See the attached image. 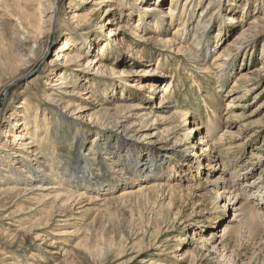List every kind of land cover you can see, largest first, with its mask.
Segmentation results:
<instances>
[{"label": "rangeland", "instance_id": "obj_1", "mask_svg": "<svg viewBox=\"0 0 264 264\" xmlns=\"http://www.w3.org/2000/svg\"><path fill=\"white\" fill-rule=\"evenodd\" d=\"M71 1L58 0L55 11L67 21L76 11L91 16L84 32H72L74 39L65 54L89 52L88 58L102 59V68L86 67L83 60L71 67L85 76L80 84L70 77L65 93L58 95L60 87L49 91L45 84L54 78L48 76L51 67L57 66L59 74L70 68L56 56L65 42L64 27L58 26L44 40L43 54L32 70L8 87L4 85L9 76L0 79V120H4L0 152L8 146L12 151L8 157L16 160L3 163L0 157V235H5L0 236V264H264V227L259 239L247 238V230L243 238L221 237L225 229L237 230L240 213L232 205L222 207V200L221 204L213 200L227 186L226 181H215L221 175L230 177L234 172L242 182L256 181L257 188L264 183V0H177V7L171 0H140V9L133 10L113 0L92 13L91 2L76 0L73 8ZM2 2L0 17H9L6 9L18 5L38 17L35 0ZM155 2L162 13L157 9L144 17L142 6ZM112 7L119 10L110 11ZM170 7L173 18L168 16ZM153 20L163 24L155 26ZM110 21L126 28L116 30ZM9 26L14 39L19 29L16 20ZM244 31H249L244 43L233 44ZM136 49L146 51L145 60L136 59L140 56ZM224 50L228 61L219 57ZM246 75L252 81L239 80ZM54 79L57 83L60 77ZM152 84L159 90L152 92ZM48 95L56 102L46 101ZM162 95L168 99L163 104ZM60 97L63 102L57 104ZM235 97L242 99L231 103ZM27 108H35L28 119L36 118L40 125L46 119L48 125L46 132L39 133L45 139L41 150L46 158L36 157L37 147L29 146L25 149L29 153H22L47 166L42 168L47 176L36 170L39 173L31 180H26V170H20L25 168L19 163L23 159H16L22 148L12 145L4 129L11 115L13 122L23 123ZM126 108L130 110L121 111ZM178 110L183 114L188 110V124L195 130L181 143L176 139L184 133L172 131L177 121L154 122L156 116L169 117ZM206 115L221 119V127L211 135L206 134ZM185 117L181 126L186 125ZM228 130L231 134L221 141L227 150L222 157L231 160L218 163L213 159L218 149L206 150L207 143L216 142ZM25 132L27 140H35L38 130L31 125ZM54 151L57 160L50 171L47 162ZM149 162H157L152 172L136 171L138 164L144 170ZM56 165L68 169L67 174L91 171L93 175L82 179L88 184L76 183V192H71L68 184L74 179L67 177L68 183L62 185L53 182ZM37 185L50 190L35 193L33 201L25 200V190ZM125 190L134 195L121 200ZM239 193L241 200L250 198V191ZM11 241L15 244L8 245ZM109 243H113L110 254Z\"/></svg>", "mask_w": 264, "mask_h": 264}, {"label": "bare ground", "instance_id": "obj_2", "mask_svg": "<svg viewBox=\"0 0 264 264\" xmlns=\"http://www.w3.org/2000/svg\"><path fill=\"white\" fill-rule=\"evenodd\" d=\"M35 1L37 3V4H34V5H36L35 12H36V15H38V17H34L31 14L30 15L26 14V9L21 7V6H19V5H18V8L14 9V10L13 9L11 10L9 8L6 9L7 10L6 14H8L9 17H5V18L4 17H0V79L2 77L9 76L8 82L5 83L4 87L5 86L8 87L14 81H18V79L19 80L22 79L30 70H32V68H34V66L36 65V62L38 60H40V57H41L40 55L43 54L42 53L43 52L42 48H43V42H45L44 40L47 38V36L51 33V31L55 27L60 26V27H64L65 42H64V46H62V47H60L58 49L60 52L57 53L56 56L59 57V59L62 57V60H65L64 61L65 62V66L67 68L70 67L68 69V71H70V72L67 71L65 74H59L60 72L56 73L57 71H56L55 67H57V66H54L55 69L51 67V71L49 70L48 76H52L53 75L54 78L59 76L60 80H59V82L56 83L54 81L55 79L52 78V82L50 80H47V83L45 85L50 87L49 91H53L52 89H56L57 87H60L58 89V90H60L58 95L59 94H63V93H65V91H64L65 87H67L65 85H68V80H69L70 77H71V79L73 77L74 82H77V83H79V81H80V79L82 77L85 78V76H83V74L81 72L79 73V71L76 72L77 70L76 71L75 70L74 71L71 70L72 69L71 67L78 66V64L81 63V61H83V60L86 63L85 66L86 67L89 66V68H91V66L93 64H95V65L99 64V66L101 68L103 66V65H101L102 64V59L101 58H99V59H97V57L94 58V59L88 58L87 54L89 52L88 53L84 52L83 54H78L77 53V54H74V55L65 54V53H67L66 51H68L67 47L70 44L72 45V41L74 39V36H73L72 32H78V31L79 32H84L86 30V28H87V24L89 22V18L91 16V14H88L87 12H83V11H79V12L76 11V12L72 13V18L68 19L69 21H67L65 19L66 18L65 15L61 16L60 12H56L55 11V4L57 3L58 0H35ZM84 1L85 2H87V1L91 2V7L89 8V12L92 13V12L100 11L101 9H103L105 7H108V5L110 3H112L113 0H91V1L90 0H84ZM121 1L123 2L124 6L129 5V6L135 7V8H133V7L131 8L130 7V8H127V9L133 10V9H140V7H141V5H140L141 3L139 2L140 0H130L132 3L128 2V0H121ZM1 2H2V0H0V3ZM26 2H27V0H26ZM75 2H76V0H73V1L70 2V5L73 8H76L75 7L76 6ZM162 2H163V0H159V3H162ZM156 3L157 2H155L154 4H151V5L142 6L141 10H143L142 14H143L144 17H145L146 13H149L150 11H154V10H157V9H158L157 12L159 14L162 13L161 9L156 7L157 6ZM171 3H172L173 6H176V7L178 5L177 0H171ZM3 6H6V4L3 5ZM187 7H188V5L186 3L184 5V7H183V12H185ZM169 9L170 10H169L168 16L171 17V16L174 15V10L172 9V7H170ZM114 10H119V8H113L112 7L110 9V11H114ZM105 12H107V10L106 11L104 10V13ZM34 15H35V13H34ZM171 18H173V17H171ZM13 19H14V21L16 20V22L18 24V28H19V29H17V32L14 33V39L12 38L13 35L8 31L9 30L8 29L9 23L11 24V21H13ZM262 21H264V20H262ZM153 22H154L153 25H155V26L157 25L158 27L160 26V24H163V22H160V21H157V20H153ZM111 23L112 24L114 23L117 26L116 30H122V29L126 28L125 26L122 25V23H116V22H111ZM155 26H153V27H155ZM153 27H152V30H151L152 34H153V30H154ZM9 28H10V26H9ZM248 33H249V31H244L243 33H241V35H239L235 39L233 44L235 43V45L238 46L239 43H244V41L246 40L245 38H247V36L249 35ZM83 40L84 41L87 40L86 36L83 37ZM199 44H200V42H199ZM199 44H197V45H199ZM131 45H129V47H131ZM128 49H130V48H128ZM58 50H55V51L57 52ZM135 51H136V53L138 55H140V56H137L136 59H139V60L140 59L141 60H145L146 59V57H145L146 51L145 50H141L140 51L139 49H136ZM219 57L225 59L226 61H228V50H224L223 52H220V56ZM57 60L53 61L52 63H57ZM52 63H51V65H53ZM239 80H241V81L243 80L244 82L245 81L246 82L252 81L251 78L248 77L247 75L246 76H241V78H239ZM49 81L51 83H49ZM243 88H244L243 91H245V95H248L249 90L246 87H244V86H243ZM158 90H159V87H156L155 85L152 84L151 91L155 92V91H158ZM49 91L47 89V92H49ZM98 91L102 92L103 89L99 87ZM235 98L236 99L233 98L231 100V103L234 102V101H237L238 99H242V98H238L237 99V97H235ZM45 100L48 101V102H56V100L54 98H51V96H49V95L45 96ZM167 100H168L167 97L165 95L164 96L162 95L161 104H163V102H165ZM205 101L206 100H204V102ZM62 102H63V98L60 97V99H59L57 104L62 103ZM68 107H70V105H68ZM229 107H231V104H229ZM33 109H35V108H27V109H25V114H24L25 118L23 119V123L20 122V121H14L13 122L11 120V118L14 117V115H11V118L5 124V128H4V129H6V132H5L6 136L13 139L12 140V145L13 146L20 145V149L22 148L21 151L16 156V159H23L22 162H19V163H22L23 166L25 165V168L22 166L23 168L20 169V170H21V172H25V170L27 171L28 178L26 180L33 179L34 178L33 174H38L39 172H41L43 174L47 173V170H44L45 168L47 169V166L45 164H41L42 162L39 163L38 159L37 160L36 159H34V160L31 159L32 157L29 156V155H23L22 154L23 152H25V149H27V147L31 146V148L37 147L36 152H35V154H37L36 157L39 156V158H46V156L43 155V152L41 150V146H43L45 144V142H44L45 139L43 138V135H40L39 133L46 132V130L48 129V125H47V122H46L47 120L45 119V122H43L42 125H40L38 123V119H36V118L33 119V120L28 119L27 116L31 113L30 111H32V113H33ZM36 109H39V108L37 107ZM128 109L129 108H126V109H123L121 111H125V110H128ZM118 111L121 112L120 110H118ZM163 114H165V113H163ZM137 115H139V114H137ZM183 115H186V117L182 121V122H184L186 124L185 126H181V124H180ZM140 116H142V115L140 114ZM189 116H190V113L188 112V110L184 114H183V111L178 110L177 112H175L174 114L170 115L169 117H165L164 118V117H161V116H156L154 122L158 118L163 123H167V122L168 123H173V122L176 123V121H177L178 124L175 125V127H174V129H172V131L177 132L176 134H179L181 132L184 133V134L178 135L177 139H176V142L181 143L184 139L189 138L190 135L193 134L194 131H195L194 128L191 127L192 124L191 123L188 124V120L191 118V117L189 118ZM206 116H207V118H206L207 121L205 123L206 134L211 135V134H213L216 131V129L221 127V119L218 118V117H215L214 115L213 116L206 115ZM0 121L3 122L4 121L3 118H1ZM3 125H4V123H3ZM31 125H33V128L36 127L37 130H38V133H36L37 136H36L35 140H33L32 138L27 140L26 132H25V134H22L23 131L29 130ZM9 127H10V130H9ZM23 127H24V129H23ZM228 132H229V130H228ZM227 134H231V132L224 133L214 143H210V142L207 143V149L206 150L210 149V151L213 152L214 148L218 149L219 153H216V155L213 154V156L215 155L213 157V159H216V162H218V163L222 162L224 164L225 162H228L229 160H231L230 157H222L223 154L225 155L227 153V152H225L227 150L224 148V144L221 143V141H223V138L225 136H227ZM237 137H238V135H237ZM46 139H49L48 133H46ZM21 140H27L26 144H21V142H20ZM200 140H203V139H200ZM124 141H128V140L124 139ZM9 148L10 147L7 146V148L4 151L2 150L0 152V155L1 154H4V155L0 156V157H2L1 160L3 159V163L5 161H7L8 159H10V164H12L13 162H16V160L11 158V157H8L9 153L12 152L11 148L10 149ZM222 151H223V153H222ZM25 153H29V149ZM55 156H56V151H54V153H52L50 158H48V162L47 163H50L52 165V166H50L51 167L50 171L52 169H54V166H53L54 163L53 162L55 160H57V158ZM26 162H27V164H26ZM34 162H36V164ZM33 163L35 165H37L35 167L36 169L34 168L35 165ZM155 163L157 164V162H153V163L149 162V164H151V166L148 167L149 164L146 165V169H144V170H143V168H144L143 164H138V167H137L136 171L140 170V172H138L140 174L141 173L144 174V173H147V172H152L151 170L153 169L152 167L154 166L153 164H155ZM38 164H40V166ZM12 166H14V165L9 166L10 169L8 168L6 173H10V170L13 169ZM55 167H56V170L54 171L55 173L51 176V178L54 179L53 182H55V180H56V181H58L59 185H62L64 183H68V182H66V178L67 177H69V179H71V180H73V179L75 180L74 184H68V187L69 186L71 187V189L69 188L70 190H72L71 192H76V190H77L76 183L85 182L84 180H87L88 178H90L93 175L91 173V171L90 172L86 171V175L83 174L82 172L78 173L77 171H75V173H77L78 175H77V177H74V175H76V174L75 173L74 174H67L68 169H66L65 167L64 168L63 167H59V165H58V167H57V165ZM42 168H44V169H42ZM36 170H38L39 172L36 171ZM47 174H45V175L47 176ZM110 176H111V179H113V176H114L113 173L110 174ZM130 177H132V175ZM151 177L155 178V174L151 175ZM8 178H12V175H9ZM83 178H84V180H82ZM128 179L129 180H133L132 178H128ZM221 180L226 181L227 182L226 183L227 186L225 185L222 188V190H219L217 192L218 195H217V197L215 199H213L214 202H216V204L217 203L221 204V200H222L224 202L222 207L227 208L228 205H232V207L234 208V211L235 212L238 211L240 213V214L239 213L238 214L240 216L242 215V217L239 216V218H241V219L237 222L238 226H239L237 228V230L232 232V231H230V229L229 230L225 229V230L222 231L223 232V236L221 235V237H225L228 234H233L235 236H238V238H243L245 233L247 234V238L252 239V240L255 239V238L259 239L260 237H262L261 236V232H262V229L264 227V199H261V198L262 197L264 198V186H263V189L261 188V186L264 185V183H261L258 186V188H257V185H254V184H256V181H254L253 183H250V184L248 182H242L241 178H239V176L234 177V172L230 175V177H226L225 175H221V177L217 178V180H215V181L218 182V181H221ZM25 182H27V181H25ZM27 183H29V182H27ZM85 184H88V183L85 182ZM37 186H38L37 189H33L32 188L31 190H29V189L25 190V192L27 193V194L25 193V196H26L25 200L33 201L32 198L38 196V194L36 196L35 193L46 192V191L50 190V187L44 188L45 186H41V185H37ZM216 186H218V183L216 184ZM159 188H160L159 186L155 187V189H159ZM92 190L96 191L97 188L92 189ZM142 190H144V189H141L139 191H142ZM247 191L248 192L250 191V196L248 195V197H250V198L241 200L239 192L247 193ZM138 193H140V192H138ZM69 194L71 195L72 193L69 192ZM127 194H128V196H127ZM40 195H43V194H40ZM131 195H134L133 191L125 190V191L122 192V194L120 196V199L121 200L126 199L127 197H129ZM257 196H259V198L257 200L251 198V197H255L256 198ZM39 202H41V201H39ZM109 203H111V202H109ZM238 204H239V207H238ZM109 212H110V210H109ZM234 221L236 222V220H234ZM244 230L245 231L247 230V231L244 233ZM53 235H56V234H53ZM0 236L3 237L5 235H0ZM2 237H0V238H2ZM3 238H2V240H3ZM15 241L9 242L8 245L15 244ZM261 241H262V239H261ZM21 243L24 244V242H21ZM108 247L111 248V249L108 248L109 250L107 251L108 254H110V253L113 252V243H109ZM18 248H23V247L19 246ZM100 249H103V248H100ZM21 250H23V249H20V251ZM103 251H105V250L103 249ZM103 251L101 250V252H103ZM160 254H161V252H160ZM101 256H102V253H101ZM108 256H110V255H108Z\"/></svg>", "mask_w": 264, "mask_h": 264}]
</instances>
